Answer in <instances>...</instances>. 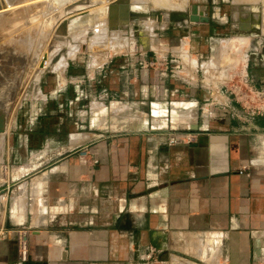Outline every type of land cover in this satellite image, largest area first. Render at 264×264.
Instances as JSON below:
<instances>
[{"label":"crops","instance_id":"obj_1","mask_svg":"<svg viewBox=\"0 0 264 264\" xmlns=\"http://www.w3.org/2000/svg\"><path fill=\"white\" fill-rule=\"evenodd\" d=\"M246 30L258 40L244 83L262 90L264 34ZM214 34L161 33V52L104 62L85 90L61 89L53 108L15 125L3 146L0 264H169L173 252L264 264V100L252 90L240 104L178 65H197ZM178 132L194 138L170 144Z\"/></svg>","mask_w":264,"mask_h":264},{"label":"rangeland","instance_id":"obj_2","mask_svg":"<svg viewBox=\"0 0 264 264\" xmlns=\"http://www.w3.org/2000/svg\"><path fill=\"white\" fill-rule=\"evenodd\" d=\"M48 1L40 0L27 5L29 9L24 10L18 20L0 22L3 26L0 25V122L2 121L4 128L0 132V187L3 146L7 136L18 122L23 121L25 115L32 117L36 111L51 105L53 108L54 96L64 92L61 89L67 91L69 96L70 92H80L82 88L85 90L87 80L96 79L97 70L104 62L138 54L140 49L152 48L153 52H161V33L190 26H204L205 30L210 31V35L219 33L208 39L210 48L198 60L197 65H192L188 62V57L183 56L186 65L184 71L192 73L193 69L200 86L214 89L223 86L229 92L233 91L240 104L245 100L243 94L252 91L244 83V73L247 59L256 57L250 54L248 56L247 50L251 52L258 38L251 37V32L246 28L252 31L260 28L258 33L264 34V0H174L182 1V4L173 8L159 6L153 0H130L134 10L152 14L131 16L127 22L121 18L116 22L109 21L107 5L112 0H66L65 5ZM70 3L73 4L72 9L65 10ZM193 5L204 11L207 20L192 21ZM158 15H162V18H158ZM96 21L104 26L100 33L102 37L95 34L92 28ZM246 36L248 38H244ZM261 37L264 38V35ZM45 53L52 57H48L50 59L47 66L42 67L41 61ZM262 53L263 55L257 56L264 57V47ZM150 60H156L155 56ZM247 62L250 65L252 61ZM196 68L198 71H195ZM246 69L248 71V67ZM81 80L83 81L80 82ZM92 84L90 88L92 94H95L96 82ZM90 98L91 96L84 98V105L88 104ZM117 104L119 106L115 103L112 105L122 109L121 115L128 112L123 104ZM107 119L111 123L110 116ZM202 246L206 247L205 244ZM176 249L180 250L181 247ZM191 250L193 249L190 248V252L182 249L187 254ZM170 256L174 260L169 259V264H176L178 261L183 264L208 262L207 258L200 257L199 254L195 260L174 252Z\"/></svg>","mask_w":264,"mask_h":264},{"label":"bare ground","instance_id":"obj_3","mask_svg":"<svg viewBox=\"0 0 264 264\" xmlns=\"http://www.w3.org/2000/svg\"><path fill=\"white\" fill-rule=\"evenodd\" d=\"M36 1H40V0H0V22L4 23V21H8L10 22L12 19L18 20L20 18V15L22 14V12H24V10H28L29 8L27 7V5L29 4H33ZM51 1H55L54 3H61L62 5H65L66 0H49L48 2ZM83 1V0H82ZM155 4L159 5V6H163L166 8H173V7H179L181 6V2L180 1H174V0H153ZM64 2V3H63ZM71 2V1H70ZM73 2V0H72ZM47 3V1H46ZM45 3V4H46ZM53 4V2H51ZM56 3V4H57ZM40 5V4H39ZM59 5V4H58ZM57 7V6H56ZM40 8V7H39ZM52 8V7H51ZM59 8V6H58ZM56 9V8H55ZM33 12V11H32ZM26 14V13H25ZM65 14V13H64ZM32 16V14H31ZM27 17V16H26ZM33 17V16H32ZM29 19V18H28ZM10 20V21H9ZM23 20V19H22ZM14 22V20L12 21ZM18 22V21H16ZM15 22V23H16ZM21 22V20H20ZM6 23V22H5ZM28 23V22H27ZM32 23V22H31ZM105 23V22H104ZM11 24V23H10ZM14 24V23H13ZM18 24V23H17ZM147 24V23H146ZM1 25V24H0ZM21 25V24H20ZM105 25V24H103ZM2 26V25H1ZM13 26V25H12ZM3 27V26H2ZM14 28V27H13ZM92 28L94 29V33L95 34H100L101 31L103 30L104 26L102 27V24L99 23L98 21H96L95 24L92 25ZM9 32V31H8ZM101 35V34H100ZM97 37V36H96ZM102 37V35L100 36ZM17 39V38H16ZM97 40V38H95ZM99 39V38H98ZM102 39V38H100ZM98 41V40H97ZM95 42V41H94ZM102 42V41H100ZM232 42V41H231ZM93 43V42H92ZM97 43V42H96ZM221 43V42H220ZM56 51V50H55ZM45 52V51H44ZM50 53V51L48 52V54ZM56 53V52H55ZM54 53V54H55ZM43 54V53H42ZM42 54L40 56H42ZM48 54L45 53L44 55V59H42L41 64L42 67L47 66L48 63V57H50L51 55L48 56ZM52 57V56H51ZM39 59V57H38ZM63 63V62H62ZM65 63V62H64ZM59 65V64H58ZM194 65V64H193ZM2 119V118H1ZM3 126V125H2Z\"/></svg>","mask_w":264,"mask_h":264},{"label":"water","instance_id":"obj_4","mask_svg":"<svg viewBox=\"0 0 264 264\" xmlns=\"http://www.w3.org/2000/svg\"><path fill=\"white\" fill-rule=\"evenodd\" d=\"M73 4L66 5V9H72ZM74 9V8H73ZM121 11V12H119ZM107 14L109 21L116 22L118 18L122 21H128L131 16H144V15H150L151 12H140L137 10H134L130 5V0H112L107 5ZM204 11L200 9L197 5L192 6V16L191 19L193 22L203 21L207 20L206 16L204 15ZM120 15V17H117ZM158 18H162V15H158ZM198 128V124L194 123L190 125L191 130H196ZM4 128L2 127V121L0 122V132H2Z\"/></svg>","mask_w":264,"mask_h":264},{"label":"built area","instance_id":"obj_5","mask_svg":"<svg viewBox=\"0 0 264 264\" xmlns=\"http://www.w3.org/2000/svg\"><path fill=\"white\" fill-rule=\"evenodd\" d=\"M156 61H157V59L156 60H150V63H149L150 65L146 64V66H148V67L154 66L153 64L156 63ZM178 65H180L179 67H185L186 66L185 63H181L180 61H179ZM252 90H254V92L256 93V96L258 98H261V100L264 98V90H259V89H252ZM217 92L220 93L221 95H224L226 93V89L223 86L222 87L220 86L217 88ZM243 97H246V93H245V95L243 94ZM211 99L214 100L215 98L212 97ZM193 138L194 137L189 135L188 133H185V135H184V133L178 132V134L177 133L172 134L169 137L168 142L170 144H176L180 140L181 141L186 140L187 142H190L193 140ZM0 197L5 198V196H1V194H0ZM20 247H21L20 248V256L22 258H25L27 248L25 245L20 246Z\"/></svg>","mask_w":264,"mask_h":264}]
</instances>
